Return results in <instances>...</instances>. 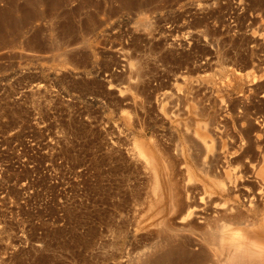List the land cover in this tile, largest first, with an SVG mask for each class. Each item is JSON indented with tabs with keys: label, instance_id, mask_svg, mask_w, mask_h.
Returning a JSON list of instances; mask_svg holds the SVG:
<instances>
[{
	"label": "rangeland",
	"instance_id": "1",
	"mask_svg": "<svg viewBox=\"0 0 264 264\" xmlns=\"http://www.w3.org/2000/svg\"><path fill=\"white\" fill-rule=\"evenodd\" d=\"M221 229L264 237V0H0V264H220Z\"/></svg>",
	"mask_w": 264,
	"mask_h": 264
},
{
	"label": "clouds",
	"instance_id": "2",
	"mask_svg": "<svg viewBox=\"0 0 264 264\" xmlns=\"http://www.w3.org/2000/svg\"><path fill=\"white\" fill-rule=\"evenodd\" d=\"M234 227V226H233ZM244 239L233 240V238L224 229L220 230L219 237L211 243V247L223 251L226 255L220 264H230L227 255L235 256L242 251L254 253L253 264H264V237L259 235L243 234Z\"/></svg>",
	"mask_w": 264,
	"mask_h": 264
},
{
	"label": "bare ground",
	"instance_id": "3",
	"mask_svg": "<svg viewBox=\"0 0 264 264\" xmlns=\"http://www.w3.org/2000/svg\"><path fill=\"white\" fill-rule=\"evenodd\" d=\"M241 253H243V252H241ZM228 255H229V254H228ZM236 257H237V256H236ZM239 257H241V255H240ZM233 258H234V256H233ZM242 258H243V256H242ZM245 258H246V257H245ZM238 260H239V259H238ZM241 260H242V259H241ZM241 260H240V263H241ZM244 260H245V259H244ZM232 261H233V260H232ZM236 261H237V260H235V262H236ZM230 262H231V260H230ZM235 262H234V263H235ZM231 263H232V262H231ZM236 263H237V262H236ZM236 263H235V264H236ZM238 263H239V262H238ZM242 263L244 264L243 260H242ZM232 264H233V263H232Z\"/></svg>",
	"mask_w": 264,
	"mask_h": 264
}]
</instances>
